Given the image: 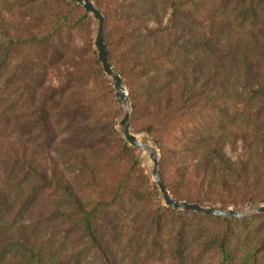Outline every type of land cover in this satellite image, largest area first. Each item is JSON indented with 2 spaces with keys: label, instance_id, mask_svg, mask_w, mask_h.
Returning a JSON list of instances; mask_svg holds the SVG:
<instances>
[{
  "label": "trees",
  "instance_id": "obj_1",
  "mask_svg": "<svg viewBox=\"0 0 264 264\" xmlns=\"http://www.w3.org/2000/svg\"><path fill=\"white\" fill-rule=\"evenodd\" d=\"M31 1L0 0V17ZM95 2L164 186L215 209L264 202V0ZM0 79V264H264V215L159 202L114 129L82 8L50 0L17 27L0 24Z\"/></svg>",
  "mask_w": 264,
  "mask_h": 264
},
{
  "label": "water",
  "instance_id": "obj_2",
  "mask_svg": "<svg viewBox=\"0 0 264 264\" xmlns=\"http://www.w3.org/2000/svg\"><path fill=\"white\" fill-rule=\"evenodd\" d=\"M73 4L80 6L86 13L90 14L94 20V48L96 51L97 61L100 64L103 73L110 80L114 90L115 101L118 105V117L116 130L121 138L131 147L136 148L140 153H147V161L151 164V168L147 173L151 177L162 206L182 211L194 212L205 216L228 219H244L251 216L264 215V203L247 205L243 208L226 207L223 209H215L203 206L197 203L177 200L170 194L164 186L161 179L159 152L153 141L142 139L141 133H136L130 125V117L132 107L129 94L125 83L120 74L111 65L108 52L104 41V17L93 0H70ZM122 106L124 109L122 110ZM141 138L139 141L137 138ZM150 145V147L147 146Z\"/></svg>",
  "mask_w": 264,
  "mask_h": 264
},
{
  "label": "rangeland",
  "instance_id": "obj_3",
  "mask_svg": "<svg viewBox=\"0 0 264 264\" xmlns=\"http://www.w3.org/2000/svg\"><path fill=\"white\" fill-rule=\"evenodd\" d=\"M94 3L96 4L95 0H93ZM50 0H32L27 6L25 7H20V8H15L13 9L11 12L3 15L0 17V24L9 29V28H13V27H17L21 24L22 22V19L25 17V16H28V15H31L33 14L34 12L42 9L44 6H46L47 4H49ZM78 6V5H77ZM97 6V4H96ZM80 7V6H79ZM98 7V6H97ZM81 8V7H80ZM98 9L100 10V8L98 7ZM101 11V10H100ZM103 17H104V23H105V16L103 14V12L101 11ZM91 16V15H90ZM94 32H95V24H94V20L91 16V36H92V42H93V49L95 50L94 48ZM76 34L71 38H75ZM70 39V40H71ZM70 40L68 41V43L70 42ZM105 41V40H104ZM68 43L66 44V46L68 45ZM106 45V44H105ZM107 49V48H106ZM108 52V51H107ZM96 53V51H95ZM63 57H66V55H63ZM97 58V56H96ZM60 62V61H59ZM59 62H56V63H51L50 65L47 64L46 61H43L40 63V66L42 67V69L44 71H47V70H50L51 68H55V67H58ZM65 62V61H64ZM114 68V66H113ZM115 69V68H114ZM116 70V69H115ZM117 71V70H116ZM118 72V71H117ZM105 75V74H104ZM121 76V75H120ZM122 77V76H121ZM105 78L107 79L109 85L111 86L112 88V91H113V96H114V90H113V87L111 85V82L110 80L105 76ZM123 79V78H122ZM3 81V79H0V83ZM124 83H125V86H126V89L128 91V88H127V84L125 82V80L123 79ZM13 86V81H8L5 83V86H4V91L7 92L8 90H10ZM1 89V88H0ZM128 94H129V91H128ZM2 96H3V92L0 91V102L2 101ZM129 99H130V103H131V107H132V112H131V117H132V114H133V105H132V101H131V98H130V95H129ZM114 102H115V113H114V118H113V126H114V129L116 130V126H117V117H118V105L115 101V97H114ZM5 116H7V112H4V119H5ZM131 117H130V125H131ZM131 128L133 131H135L136 133H141V138L144 139V140H150V141H153L155 143V141L153 140V138L146 134L145 132H142V131H136L132 125H131ZM4 130H5V140L7 142V144H12L14 146H16L17 144V138L19 137V135L17 137H15L13 134V136H10L8 133H7V130L9 131V126H4ZM117 132V130H116ZM118 133V132H117ZM119 135V133H118ZM119 137L121 138V136L119 135ZM139 137V139L141 140V138ZM122 139V138H121ZM123 140V139H122ZM125 142V141H124ZM126 143V142H125ZM149 145V144H148ZM156 145V143H155ZM157 147V145H156ZM133 148V147H132ZM136 151H137V154H138V160H139V163L143 169V171L145 172V174L151 179V177L149 176V174L147 173V170H149V166H150V163H148L146 157H144V153H140L136 148H134ZM158 149V152H159V160H160V151H159V148L157 147ZM148 163V166H147V163ZM160 171H161V166H160ZM153 182V181H152ZM154 184V183H153ZM155 186V185H154ZM156 189V187H155ZM169 191V190H168ZM157 192V190H156ZM170 192V191H169ZM171 194V193H170ZM158 195V193H157ZM172 195V194H171ZM158 200H159V196H158ZM160 202V200H159ZM261 203H264V202H261ZM253 204H259V203H252V204H245V205H241V206H228V207H235V208H243L247 205H253ZM226 208V207H225ZM153 264H168L167 262H157V263H153Z\"/></svg>",
  "mask_w": 264,
  "mask_h": 264
},
{
  "label": "bare ground",
  "instance_id": "obj_4",
  "mask_svg": "<svg viewBox=\"0 0 264 264\" xmlns=\"http://www.w3.org/2000/svg\"><path fill=\"white\" fill-rule=\"evenodd\" d=\"M124 109V106H122V110ZM139 141H140V139L139 138H137ZM147 146L148 147H150V145H148L147 144ZM144 153V157H147V153H145V152H143ZM147 159V158H146ZM147 163V162H146ZM149 163V162H148ZM148 163H147V166H148ZM151 168V164H150V166H149V169Z\"/></svg>",
  "mask_w": 264,
  "mask_h": 264
}]
</instances>
